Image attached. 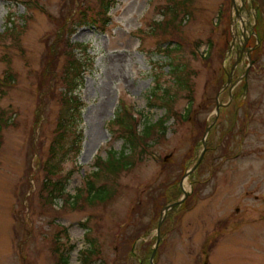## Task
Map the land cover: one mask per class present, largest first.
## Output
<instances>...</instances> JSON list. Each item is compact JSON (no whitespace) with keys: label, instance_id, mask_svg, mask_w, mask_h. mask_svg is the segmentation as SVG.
Returning a JSON list of instances; mask_svg holds the SVG:
<instances>
[{"label":"rangeland","instance_id":"obj_1","mask_svg":"<svg viewBox=\"0 0 264 264\" xmlns=\"http://www.w3.org/2000/svg\"><path fill=\"white\" fill-rule=\"evenodd\" d=\"M105 1L0 0V264H57L54 234L63 227L69 235L61 241L73 245L69 264H80L85 221L106 260L93 264H150L163 207L183 196L180 183L188 199L164 217L155 264H264V37L223 87L244 32L253 31L252 45L259 43L250 2L264 15V0H191L186 13L180 0H116L103 25ZM173 5L180 10L176 24L153 31ZM170 39L181 47L168 55L159 46ZM72 60L80 64L69 73L78 78L72 93L83 101L84 136L80 153L59 163L72 194L97 155L122 149L108 127L120 107L155 122L166 109L160 100L149 105L150 91L157 82L175 90L176 63L194 83L189 118L172 116L166 135L117 175L114 199L82 209L62 198L50 204L41 191ZM188 102L180 92L173 109L185 113ZM208 125L203 159L184 179L203 152Z\"/></svg>","mask_w":264,"mask_h":264},{"label":"trees","instance_id":"obj_2","mask_svg":"<svg viewBox=\"0 0 264 264\" xmlns=\"http://www.w3.org/2000/svg\"><path fill=\"white\" fill-rule=\"evenodd\" d=\"M189 2H191V0H180L176 3L185 4V9H183L186 13L189 12L187 9V4H189ZM115 4L116 0H108L103 3V25L110 21L108 13ZM169 13L171 16L166 18ZM162 14L163 19L155 22V26L152 27L153 31L161 28L166 30L170 24L175 25V21L180 15V10L177 5L176 7L173 5L167 7ZM263 20L264 18H260L257 26L261 42L254 50V55H256L262 47L264 37ZM10 22L12 23L13 19H11ZM159 47L162 52L171 55L173 51L180 49L181 43L175 39H170L167 41L166 45H161ZM212 47L213 43H210L208 45V50H211ZM79 68L80 64H78L76 60H72L64 73L67 89L63 92L62 98L65 107L58 118L54 136L49 145L48 157L43 161L42 169L45 171L46 178L43 181L41 191L42 198L46 199L50 204H53L57 198H62L64 199V203L70 208L82 209L87 206L107 203L114 199L117 196L119 187V176L117 175L122 171L134 167L140 158L153 147V144H157L161 136L166 135L168 129L166 123L172 116L175 118L176 115L179 119L187 118V115L191 112V105L194 104V83L192 81V76L187 73L186 67L176 63L171 69L174 78L173 84L176 86L175 90L169 91L168 87H162V85L157 82L150 91L149 105L155 107L157 106V101L160 100L161 106L166 109V113L155 122L143 123L141 117L135 115L129 107L125 105L120 107L115 117L108 122V127L112 135L123 140L122 149L120 151L108 149L106 158L97 155L93 163L94 170L86 173L84 184L77 187L75 193L72 194L67 191V183L69 180L62 179L61 166L59 163L62 162L66 156L70 154L75 156L81 151L84 133L82 128H79L82 122L83 101L76 93H72L76 87L78 79L76 77L77 74L71 77L69 73V69L74 71V74L75 72L78 73ZM8 79H10L8 81H12V78ZM180 92H185L187 94L189 102L185 113L178 115L173 109V100ZM246 124L247 122L242 124L243 130ZM3 125H5V120L0 116V129ZM68 138H71L70 142H68ZM57 175L61 177H57ZM70 176L67 177V179H69ZM178 189L181 190L180 185ZM187 199L188 196L181 205L173 207L170 211L181 208L183 204L185 205ZM82 225L86 229V245L80 250V264H93L97 259L102 257V248L98 238L93 235V229L88 225L87 221L82 223ZM54 235L55 244L53 251L57 258V264H69V256L67 254L72 250L73 245L68 246L65 242L61 241L63 235L64 237L65 235H69L68 229L63 227ZM150 249H148V253H150ZM101 260L103 262V257ZM104 261L106 262V260Z\"/></svg>","mask_w":264,"mask_h":264},{"label":"water","instance_id":"obj_3","mask_svg":"<svg viewBox=\"0 0 264 264\" xmlns=\"http://www.w3.org/2000/svg\"><path fill=\"white\" fill-rule=\"evenodd\" d=\"M232 3H235V0H232ZM239 60H240V59H238V60L233 64V66H232V70H231V72L229 73V77H228L227 83L223 86L224 88L227 87V86H229V85H232V84H233V82H232V75L234 74L235 68H236V66H237L238 63H239ZM248 71H249V67L247 68L245 75H247ZM246 86H247V83L245 84V87H246ZM221 105H222L221 102H220V101H217V105H216V109H217V111L220 110V106H221ZM210 127H211V125H208V126L206 127L205 136H204L203 139H202L203 144H204L203 152L201 153V155H200L199 159L197 160V162H196V163H195L190 169H188V170L185 172V174H184V179H185V178H188L189 175L197 169L198 165H199L200 162L202 161V159H203V155H204V152H205V149H206V147H205V145H206V137H207V135H208V133H209ZM180 185L182 186V189H183V191H184L183 196H182L180 199H178L177 201H174V202L168 203V204L164 205V207H163V212L161 213V216H160V219H159V223H158V227H157V230H158L157 240H156V243H155V246H154V249H153L152 255H151V257H150L151 264H155L154 258H155V255H156V253H157L158 245H159V243H160V241H161L160 229H161V225H162V221H163L164 217L166 216L167 212H168L170 209H172L173 207H175V206H177V205H181V204L184 202V200L186 199V197L189 195V192L186 191V189H184V187H183V183H180Z\"/></svg>","mask_w":264,"mask_h":264}]
</instances>
